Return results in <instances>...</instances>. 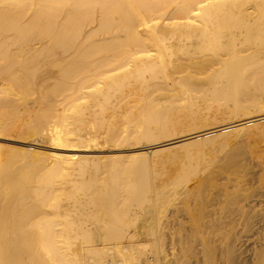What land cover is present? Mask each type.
<instances>
[{
  "label": "bare ground",
  "instance_id": "obj_1",
  "mask_svg": "<svg viewBox=\"0 0 264 264\" xmlns=\"http://www.w3.org/2000/svg\"><path fill=\"white\" fill-rule=\"evenodd\" d=\"M263 101L264 0H0V137L23 143L0 144V264H183L188 252L194 264H264V241L250 256L240 250L235 226L243 218L247 232L254 216L243 205L214 211L207 225L218 240L202 255L198 215L190 231L162 224L208 168L203 143L255 134ZM177 108L250 117L174 140ZM172 144L184 162L157 179L177 159L161 156ZM125 145L128 154L93 153ZM221 159L231 171L239 158Z\"/></svg>",
  "mask_w": 264,
  "mask_h": 264
},
{
  "label": "rangeland",
  "instance_id": "obj_2",
  "mask_svg": "<svg viewBox=\"0 0 264 264\" xmlns=\"http://www.w3.org/2000/svg\"><path fill=\"white\" fill-rule=\"evenodd\" d=\"M263 104H264V101H263ZM263 104L261 103V107H259L258 108V110L259 111H257V109L256 110H254V112L255 111H257V112H255V114L256 115H254V113L252 114V112H250L249 114H252V116L254 115V116H260V115H263L264 114V112H262L263 110H264V106H263ZM202 105H205V104H202ZM203 107V106H202ZM263 108V109H262ZM205 109H208V108H204V111H206ZM213 109H215V107L213 108ZM222 109V108H221ZM262 109V110H261ZM222 110H220L219 112L217 111V113H216V111L214 112V113H211V114H213V115H209V113H208V115L207 114H205V115H203V118H200L201 116H197V117H191L189 114H187L186 113V111H185V109H183V108H177V109H174L173 111H172V113H173V115H176L177 116V119H179V121L180 122H178L177 121V119H176V123L178 124V128H177V130L173 133L174 134V136L176 137H173V135H172V137L174 138V140H176V139H179V138H181L182 136H181V134L182 135H185L186 136V134H188V135H191V134H194V133H199V132H202V131H205V130H208L207 129V126H210V129L211 128H217V127H220V126H223V123H225L224 125H227V124H230V123H233V122H236V121H238L239 119H242L243 117L244 118H247V117H250V116H246L245 117V115H243V117H235L234 116V118H229V117H227V116H229V115H225L224 113H222L221 112ZM261 112V113H260ZM258 113H259V115H258ZM215 114V115H214ZM221 114H222V116H221ZM185 116L187 117L188 116V118H189V116H190V120L188 119H186L185 118ZM207 116V119L206 118H204V117H206ZM210 116H212V117H210ZM217 116V117H216ZM219 116H221L220 118H219ZM215 117V118H214ZM222 117H224V118H222ZM227 117V119H225ZM181 118H183V119H181ZM209 118V119H208ZM216 119L215 121H213V119ZM218 118V119H217ZM243 118V119H244ZM212 119V120H211ZM220 119V120H219ZM228 119L229 120H231V122H229L228 121ZM235 119V120H234ZM238 119V120H237ZM188 122H187V121ZM218 120V121H217ZM222 120V121H221ZM234 120V121H233ZM219 122V123H217V122ZM229 123H228V122ZM264 119L263 120H261V121H259V125H260V128H258L259 130H257V129H255L254 128V130L252 131V132H250V133H253V132H256L257 133V135H255L254 133V135L253 134H249V133H247V135L245 134V133H238L237 135H236V139H234V140H232L233 139V136L231 137L230 135L231 134H229V136H227V138H224L225 136H223V139H231L230 140V143H227L226 145H232L231 146V151L229 150V148H230V146L228 145V147L227 146H223L224 148H222V146H220L219 144L221 143V141H223V139H219V137H218V139H219V142L220 143H218V140H217V138L215 139L216 140V144H218V146L219 147H217V145H215V147L213 146L214 145V143H212L211 144V142H209V144L210 145H208L207 143L208 142H206V143H203V145H202V147H205L204 149L206 150H210L209 152H211V153H209L207 150V152L209 153V155H208V153H207V156H205L206 154H205V150H204V156H203V154L201 153V157H200V155L198 156L199 158V161L202 163V162H205L206 163V161H207V163H206V165H207V169H203V170H201L200 171V173L198 172V174H197V176H196V178H193V179H191V180H189L188 182H187V188H188V194H190L189 196H187L188 197V200L187 201H185V200H182L184 197L181 195V196H179L180 198H177V199H175V200H172L171 202H175L174 203V205H168L167 206V211H166V216H170V217H167V220H165L164 219V221L162 222V224H164L165 223V221H167L165 224L167 225V227H172L173 225L177 228L178 226V228L177 229H181V231L183 232V231H185L186 229V231H190V229H191V227H192V223H191V214H196V215H198V218H200V219H202L204 222H206V227H204L203 225H199V226H202L203 228H204V231L203 232H201V236L200 237H198L197 238V240L198 241H196L195 242V244L197 245V247L196 248H198V250H200V254L201 253H203V252H206L207 251V245L208 246H211V243L212 244H214V243H216V241L218 240V232L217 231H214L213 229H212V227L209 225H207V223H208V220L213 216V213H214V211H216V210H218L219 209V207L220 206H223V205H225L226 204V207H227V205H228V208L229 207H231L230 209H235V207H233V206H235V205H237V204H240V205H243V208H245L244 209V212H246L245 213V216H246V214H248V213H254V216L252 217V219H251V221H250V223L248 224V230H247V232H242L241 231V226L245 223V219H243V218H241V220L239 219L238 221L242 224H237V226H235V232L236 231H238V233L237 234H240V240H239V245H241V248H240V250H242V249H245V251H244V256H250V252H251V250L253 249V250H258L257 248H260L261 246H260V244H262V242L264 241V129H263V127H264ZM213 122H216V124H213ZM227 122V123H226ZM180 123V124H179ZM209 124V125H208ZM211 124H213V125H211ZM217 124H219V126L217 125ZM204 125L206 126L205 127V129H204ZM217 125V126H216ZM196 126V127H195ZM262 127V128H261ZM200 128V129H199ZM198 129V130H197ZM202 129H204V130H202ZM184 130H185V132H184ZM190 130V131H189ZM195 130H197V131H195ZM200 130H202V131H200ZM189 131V132H188ZM258 131V132H257ZM183 132V133H182ZM259 132H262L263 134H261V133H259ZM186 133V134H185ZM241 134V135H240ZM258 134H260V135H258ZM247 136V137H246ZM229 137V138H228ZM231 137V138H230ZM237 137H238V141H236L237 140ZM240 137V138H239ZM244 137V138H243ZM7 138H10V139H7ZM12 138L14 139V140H12ZM221 138H222V136H221ZM166 139V138H165ZM165 139L163 138L162 139V141L160 140H152V142H148V141H145L144 140V142H145V144H144V142H140L139 144H140V146H143V147H145V148H147V147H149L150 145L152 146L154 143V141L156 142V141H158L159 143H162V142H164L165 141ZM215 140H213L212 142H215ZM240 140V141H239ZM14 141V142H13ZM143 141V140H142ZM234 143H233V142ZM20 142L21 141H19V139L18 138H16V137H14V136H4L3 137V135H2V137H0V144L3 146V151L4 150H8V149H10V148H12V147H19V146H21V145H23V143L21 142V145H20ZM236 142H239L238 144H236L235 145V143ZM3 143V144H2ZM28 143L30 144V146H32L33 144H35L36 142H31V141H28ZM28 143H24V145L25 144H28ZM42 144V145H40V144ZM47 144L46 142H41V141H37V143L35 144V145H33V146H35V147H37V148H40V149H43V150H46V149H48L49 147H47V146H45V145H43V144ZM151 143H153V144H151ZM247 143V144H246ZM251 143V144H250ZM149 146H148V145ZM197 144L199 145V143H196V144H194L193 145V147L194 148H200L201 147V144L197 147ZM7 145V146H6ZM10 145H12V146H10ZM39 145V146H38ZM175 145H177V144H172L171 146L172 147H170L169 146V148L171 149H167V150H165V151H167V153H166V155L164 154V152H161V156L162 157H165V156H167V155H169V156H171V157H174V158H177L176 159V161H174V162H172V163H167V164H165V166H164V168L165 169H163L162 170V173H161V175L160 174H158V176H157V179H165L166 178V180H168V179H172V178H174L178 173H179V167H180V164H182V162H184L183 160H181L180 159V157L182 156V154L181 153H184L181 149L182 148H179L178 146H175ZM205 145V146H204ZM207 145V146H206ZM5 146V147H4ZM10 146V147H9ZM125 146H127V145H125ZM125 146H123L122 148H120V147H116V148H114V149H112L113 147H111V146H105L104 148H105V150H104V148L102 147V148H99V149H96V150H94L93 151V153L94 154H96V155H115L116 153L118 154L119 153V155H124V154H128V153H130L132 150L131 149H133V147L130 145V146H127V148H128V151H127V148L125 147ZM150 146V147H151ZM209 146V147H208ZM210 146H213L212 148H215V149H213V151H212V149H211V147ZM220 148V149H217V148ZM226 147V148H225ZM232 147H234V148H232ZM238 147V148H237ZM108 148V149H107ZM163 148H165V147H162V149ZM209 148V149H208ZM121 149H123V150H121ZM176 149V150H175ZM178 149H180V151L178 150ZM217 149V150H216ZM232 149H234V152H232L233 150ZM125 150V151H124ZM131 150V151H130ZM170 150V151H169ZM178 150V151H177ZM99 151V152H98ZM113 151V152H112ZM115 151V152H114ZM118 151V152H117ZM236 151H238V152H236ZM97 152V153H96ZM101 152V153H100ZM103 152V153H102ZM107 152V153H106ZM109 152V153H108ZM219 152V153H218ZM228 152V153H227ZM236 153L237 154V158H239L238 160H237V164L232 168V170L231 171H229V170H225V169H222V168H220V165H221V161H223L224 159H221V157H224L225 158V156H227L229 153ZM106 153V154H105ZM111 153V154H110ZM113 153V154H112ZM122 153V154H121ZM124 153V154H123ZM175 153H177V154H175ZM181 155H180V154ZM242 153H244V154H242ZM249 153V154H248ZM116 154V155H117ZM221 156V157H220ZM241 157V158H240ZM204 158V159H203ZM206 158H207V160H206ZM196 159V158H195ZM243 159H244V161H243ZM182 162H181V161ZM221 160V161H220ZM215 161V162H214ZM220 161V162H219ZM243 162V163H242ZM240 163V164H239ZM172 164H175V166L176 167H174ZM210 164H211V166H210ZM218 165V164H220V165H218L217 167H215L216 165ZM171 165V166H170ZM238 165V166H237ZM169 167V168H168ZM249 167V168H248ZM167 168V169H166ZM172 168V169H171ZM178 168V169H177ZM210 168H212L213 170H211ZM215 168V169H214ZM219 171H218V170ZM222 169V170H221ZM241 169V170H240ZM169 170V171H168ZM176 170V171H175ZM222 172H221V171ZM176 172V174H175V172ZM174 172V173H173ZM203 172V173H202ZM212 172H214L213 173V175L211 174ZM171 173V174H170ZM219 175H218V174ZM223 173V174H222ZM225 173V174H224ZM244 175H243V174ZM246 173V174H245ZM173 174V175H172ZM205 175V176H204ZM210 176V180H208L207 182H205V183H203V184H201L200 182H198V180H197V178H200V180H203V178H209V176ZM216 177H215V176ZM229 175V176H228ZM252 177H251V176ZM256 175V176H255ZM163 176V177H162ZM213 176V177H212ZM223 176V177H222ZM238 176H242V177H240L239 178V180L241 181L240 183L242 184V188H241V184H239V180H238ZM259 176V177H258ZM158 177H160V178H158ZM220 177H222V179L220 178ZM226 177V178H225ZM231 177V178H230ZM237 177V178H236ZM212 178V179H211ZM216 178V179H215ZM219 178H220V180H219ZM224 178V179H223ZM234 178V179H233ZM259 178V179H258ZM156 179V180H157ZM214 179V180H213ZM225 179H227V180H225ZM231 179V180H230ZM243 179V180H242ZM155 180V181H156ZM213 180V181H212ZM219 180V181H218ZM254 180V181H253ZM159 181V180H158ZM157 181V182H158ZM218 181V182H217ZM229 181V182H228ZM156 182V183H157ZM212 182V183H211ZM220 182V183H219ZM234 182V183H233ZM237 182V183H236ZM159 183V182H158ZM194 183V184H193ZM197 183V185H195ZM206 183L208 184L207 186H206ZM215 185H214V184ZM223 183V184H222ZM236 183V184H235ZM246 185H245V184ZM255 183V184H254ZM192 184H193V186H192ZM200 184V185H199ZM211 184V185H210ZM205 185V186H204ZM223 185V186H222ZM235 185H237V187L235 186ZM254 185V186H253ZM192 186V187H191ZM195 186V187H194ZM199 186V187H198ZM248 186V187H247ZM197 187V188H196ZM226 188V190H225V188ZM239 187V188H238ZM191 188V189H190ZM195 188V189H194ZM220 188V189H219ZM221 188H223V189H221ZM233 188V189H232ZM247 188L250 190H247ZM241 189V190H240ZM252 189H254L253 190V192L254 193H252L251 191H252ZM190 190H191V192H190ZM220 190V191H219ZM243 190V191H242ZM235 191V192H234ZM198 192V193H197ZM230 192V193H229ZM219 193V194H218ZM225 193V194H224ZM232 193V194H231ZM242 193H244V194H242ZM221 194V195H220ZM236 194V195H235ZM249 194V195H248ZM194 195V196H193ZM225 195H226V198L229 196V195H231L230 197H228L229 199H227V201H226V198H225ZM233 195H235V196H233ZM245 195V196H244ZM193 196V197H192ZM243 196H244V198H243ZM178 197V196H177ZM182 197V198H181ZM236 197H239L240 198V201H238L239 200V198H238V200H237V198L235 199ZM246 197V198H245ZM194 198V199H193ZM225 198V200H223ZM181 199V200H180ZM231 199V200H230ZM228 200H229V203H228ZM183 201H184V203H183ZM235 201V202H234ZM186 202V203H185ZM217 202V203H216ZM220 202H221V204L222 205H220ZM227 202V203H226ZM240 202V203H239ZM224 203V204H223ZM181 204V205H180ZM190 204V205H189ZM235 204V205H234ZM187 205V206H186ZM255 205V206H254ZM175 206V207H174ZM238 206V205H237ZM179 208V209H178ZM187 208V209H186ZM194 208V209H193ZM175 209V210H174ZM189 209V210H188ZM252 209H254V210H252ZM187 210L189 211V212H187ZM191 210V211H190ZM256 210V211H255ZM190 212H191V214H190ZM187 213V214H186ZM202 213V214H201ZM190 214V215H189ZM200 214H201V216H200ZM172 220V222H170ZM150 221H152V220H150ZM169 221V222H168ZM175 221H176V223H175ZM178 223L180 224V225H178ZM164 224V225H165ZM182 225V226H181ZM184 226V227H183ZM167 227H166V230H167ZM182 227V228H181ZM236 227H238V228H236ZM241 227V228H240ZM165 229V228H164ZM164 229H163V232H164V237H166V238H164V243H168L169 244V232H167L166 230L164 231ZM179 229V230H180ZM183 229V230H182ZM241 231V233H240V231ZM168 233V234H167ZM245 233V234H244ZM167 234V235H166ZM175 237H177V236H175ZM214 240V242H212ZM175 241H176V239H175ZM261 242V243H260ZM166 243V245L165 244H163V247H165V251H166V253H167V257L168 256H170V254H168L169 253V251H170V249H168V244ZM198 243V244H197ZM195 245V246H196ZM257 246V247H256ZM167 248V249H166ZM256 248V249H255ZM168 250V251H167ZM252 250V251H253ZM190 252H188V253H186V256H188V258L187 257H185V261L183 262V264H185L186 263V260L188 261V259H189V257H191V254H189ZM202 255V254H201ZM199 257H201L200 255H198ZM205 257H208V256H205ZM208 260V262L210 261V259L208 258L207 259ZM192 262V263H191ZM187 264H194L193 263V258L191 257L190 259H189V261L187 262ZM200 264H203V263H201L200 262ZM210 264V263H209Z\"/></svg>",
  "mask_w": 264,
  "mask_h": 264
}]
</instances>
